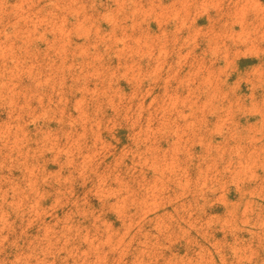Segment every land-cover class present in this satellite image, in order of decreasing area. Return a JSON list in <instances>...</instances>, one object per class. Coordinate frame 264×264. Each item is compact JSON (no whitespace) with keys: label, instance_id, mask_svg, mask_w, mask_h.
<instances>
[{"label":"rangeland","instance_id":"obj_1","mask_svg":"<svg viewBox=\"0 0 264 264\" xmlns=\"http://www.w3.org/2000/svg\"><path fill=\"white\" fill-rule=\"evenodd\" d=\"M0 264H264V0H0Z\"/></svg>","mask_w":264,"mask_h":264}]
</instances>
